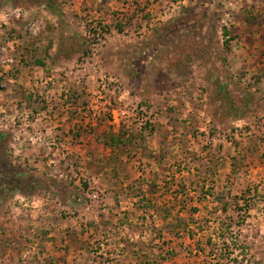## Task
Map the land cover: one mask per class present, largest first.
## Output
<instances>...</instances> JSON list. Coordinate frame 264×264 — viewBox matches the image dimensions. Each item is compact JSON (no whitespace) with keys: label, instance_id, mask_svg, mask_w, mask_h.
<instances>
[{"label":"rangeland","instance_id":"obj_1","mask_svg":"<svg viewBox=\"0 0 264 264\" xmlns=\"http://www.w3.org/2000/svg\"><path fill=\"white\" fill-rule=\"evenodd\" d=\"M53 3L0 0V264H264V0Z\"/></svg>","mask_w":264,"mask_h":264},{"label":"trees","instance_id":"obj_2","mask_svg":"<svg viewBox=\"0 0 264 264\" xmlns=\"http://www.w3.org/2000/svg\"><path fill=\"white\" fill-rule=\"evenodd\" d=\"M49 5H53V0H48ZM253 22V21H251ZM250 22V23H251ZM119 30L122 31V26H119ZM225 37H229L230 36V32L225 30L224 33ZM231 40H234L235 38L231 37ZM42 64V63H41ZM109 147L111 148H122L123 146L125 147V141H124V137L122 136V134H112L109 135V142L107 143ZM146 206V205H145Z\"/></svg>","mask_w":264,"mask_h":264}]
</instances>
